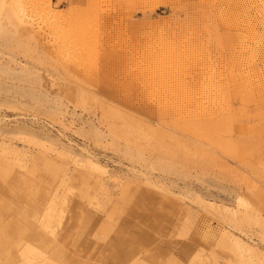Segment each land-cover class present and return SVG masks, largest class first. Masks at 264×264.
I'll list each match as a JSON object with an SVG mask.
<instances>
[{
	"label": "rangeland",
	"instance_id": "rangeland-1",
	"mask_svg": "<svg viewBox=\"0 0 264 264\" xmlns=\"http://www.w3.org/2000/svg\"><path fill=\"white\" fill-rule=\"evenodd\" d=\"M37 251L264 264V0H0V264Z\"/></svg>",
	"mask_w": 264,
	"mask_h": 264
},
{
	"label": "bare ground",
	"instance_id": "bare-ground-1",
	"mask_svg": "<svg viewBox=\"0 0 264 264\" xmlns=\"http://www.w3.org/2000/svg\"><path fill=\"white\" fill-rule=\"evenodd\" d=\"M50 147V146H49ZM15 181V180H14ZM20 182V181H19ZM29 182H30V180H29ZM15 183V182H14ZM18 183V182H17ZM25 183V182H24ZM27 183H28V181H27ZM16 184V183H15ZM16 185H18V184H16ZM15 185V186H16ZM20 185V184H19ZM17 187V186H16ZM20 187V186H19ZM24 187V186H23ZM29 188V187H28ZM21 189H22V187H21ZM25 189V188H24ZM23 190V189H22ZM43 192V191H42ZM33 193H35V192H33ZM44 193V192H43ZM34 195V194H33ZM45 195V194H44ZM30 196V195H29ZM40 197H41V194H40ZM9 198V197H8ZM33 198V197H32ZM28 199V198H27ZM31 199V198H30ZM40 200H36V197H35V199L33 198V199H31V202H29L30 204L29 205H31V207H34V205L36 206V208L37 207H41L42 206V202H43V200H44V197H42V198H39ZM238 200V203H239V205H241V204H243V205H245L246 203H244V200H243V198H241V197H239V199H237ZM14 202H15V199H14ZM5 206H8V204H5ZM2 208L5 210V209H7V208H5L3 205H2ZM91 211V210H90ZM88 216H86V218H87ZM90 218H91V216H90ZM89 218V219H90ZM61 220V219H60ZM92 220V219H91ZM97 220V219H96ZM95 220V221H96ZM93 221V220H92ZM91 221V222H92ZM67 222V221H66ZM90 222V221H89ZM94 222V221H93ZM69 223V222H68ZM58 224H60V223H58ZM63 224V223H62ZM69 224H71V223H69ZM85 224V223H84ZM91 223H89V225H90ZM68 225V224H67ZM88 225V226H89ZM3 226V225H2ZM22 226L24 227V232L21 230V236H20V234H19V237H20V240H21V242L20 243H22L21 245H23V243L25 244L26 243V247H29V244H33V243H36V246L40 249L41 247L43 248V246H46L47 244H50L49 243V241L51 240H53L52 239V236L51 235H53L54 234V229L50 226V224H49V222H44V221H40L39 223H37V222H31V221H24L23 222V224H22ZM66 226V223H65V225H64V227ZM6 227V226H5ZM70 228H71V226H70ZM69 228V229H70ZM89 228V227H88ZM61 229H63V228H61ZM65 229V228H64ZM63 229V231H64V233L66 232L67 233V231H68V229H67V231H65ZM86 230H88V229H86ZM23 232V233H22ZM69 232V231H68ZM82 232V231H81ZM47 233L48 234H50V235H47ZM69 233H71V232H69ZM68 233V234H69ZM79 233V232H78ZM84 233V232H83ZM87 233V232H86ZM86 233H84V235L86 234ZM82 234V233H81ZM66 235V234H65ZM70 235V234H69ZM79 235H80V233H79ZM83 235V234H82ZM88 235V234H87ZM72 236V235H71ZM18 237V238H19ZM62 237V236H61ZM66 237H67V235H66ZM80 237V236H79ZM78 237V238H79ZM71 237H69V239H70ZM73 238H76V237H74L73 236ZM82 238V237H81ZM80 238V239H81ZM62 239V238H61ZM83 239V238H82ZM86 240H87V238H85ZM76 240H77V238H76ZM75 240V241H76ZM86 240H83L84 242L86 241ZM238 240H240V239H238ZM50 241V242H51ZM78 242L80 241L79 239L77 240ZM76 241V242H77ZM61 242V241H60ZM75 242V243H76ZM81 242V241H80ZM91 242V241H90ZM243 242V241H242ZM241 242V240L238 242L239 243V245H240V247L241 246H243V243ZM71 243V242H70ZM70 243H69V245H70ZM72 243H74V242H72ZM72 243H71V245H70V247L71 246H73L72 245ZM74 243V245H76ZM60 244V243H59ZM77 244H80L81 246H82V244L83 243H77ZM35 245V244H34ZM43 245V246H42ZM113 245V244H112ZM111 245V246H112ZM55 246V245H54ZM54 246H51V247H54ZM77 246V245H76ZM84 246V245H83ZM21 247V246H20ZM60 247V246H59ZM58 247V248H59ZM62 247V246H61ZM63 247H64V245H63ZM65 247H66V245H65ZM64 247V248H65ZM69 247V246H68ZM80 247V246H79ZM113 247V246H112ZM22 248V247H21ZM73 248H76V247H73ZM81 248V247H80ZM239 248V247H238ZM44 249V248H43ZM42 249V250H43ZM47 249V248H46ZM69 249H71V248H69ZM68 249V250H69ZM113 249V248H112ZM20 250V249H19ZM41 250V249H40ZM39 250V251H40ZM42 250H41V252H42ZM44 251V250H43ZM55 252H56V250H55ZM99 252H100V250H99ZM121 252V251H120ZM113 253V252H112ZM37 254H38V256H36L37 258H40L41 257V254H39V252L37 251ZM42 254H44V253H42ZM118 254V253H117ZM113 254H111V256H112ZM115 255V254H114ZM113 255V256H114ZM43 256V255H42ZM44 257V256H43ZM47 257V256H46ZM100 257H101V255H100ZM108 257H109V255H108ZM118 257H120V256H118ZM117 257V258H118ZM48 258V257H47ZM107 258V257H106ZM111 258V257H110ZM41 259V258H40ZM114 259H115V256H114ZM122 259H125V258H122ZM49 260V259H48ZM48 260H46V258L44 257V258H42L41 260H40V264H49L50 262L48 261ZM107 260V259H106ZM105 260V261H106ZM113 260V259H112ZM118 260L119 259H117V261L116 262H118ZM126 260V259H125ZM32 264H34V263H32ZM35 264H38V263H35Z\"/></svg>",
	"mask_w": 264,
	"mask_h": 264
}]
</instances>
